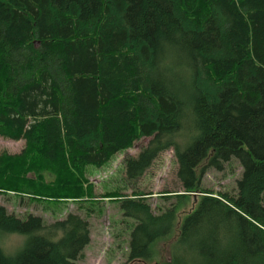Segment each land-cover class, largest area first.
Masks as SVG:
<instances>
[{"label":"trees","instance_id":"obj_1","mask_svg":"<svg viewBox=\"0 0 264 264\" xmlns=\"http://www.w3.org/2000/svg\"><path fill=\"white\" fill-rule=\"evenodd\" d=\"M0 138L25 142L0 155V195L33 203L91 202L88 169L150 139L126 178L172 150L181 189L159 212L150 193L106 197L127 262L264 264V0H0ZM233 158L236 193L202 189ZM91 232L0 204V264H79Z\"/></svg>","mask_w":264,"mask_h":264},{"label":"rangeland","instance_id":"obj_2","mask_svg":"<svg viewBox=\"0 0 264 264\" xmlns=\"http://www.w3.org/2000/svg\"><path fill=\"white\" fill-rule=\"evenodd\" d=\"M150 139L140 140L132 149L115 156L105 167L96 169L90 167L87 171L89 182L94 186L95 197L90 201L73 202V200L48 201V203H33L21 201L15 196L0 195V204L10 213L19 217L28 214L40 216L47 223L64 220L69 214H77L87 219L91 228V242L85 249V258L79 264H129L128 243L129 231L127 220L121 210V203L116 199L106 198L115 193L132 195L133 192L152 194L147 199L155 212L167 209L176 200L165 201L164 192H174L181 189L177 179V163L172 150L162 153L146 174L136 180L126 178L125 161L137 157L140 150ZM25 146L24 141H12L0 138V155L7 152L11 155L20 154ZM242 168L233 159L226 165L224 171L209 170L202 180V189L219 193H236V181L240 178ZM200 195V194H199ZM51 203V204H49ZM57 203V204H54ZM183 210H187V207ZM21 235H9L2 242L7 253H12L24 242ZM5 242V244H4ZM169 245L156 246V252L161 251L166 258Z\"/></svg>","mask_w":264,"mask_h":264},{"label":"bare ground","instance_id":"obj_3","mask_svg":"<svg viewBox=\"0 0 264 264\" xmlns=\"http://www.w3.org/2000/svg\"><path fill=\"white\" fill-rule=\"evenodd\" d=\"M140 152H141V150H140ZM140 152H139V153H140ZM138 156H139V154H138ZM138 156H137V157H138ZM137 157H133V158H137ZM233 159H234V158H233ZM233 159H232V160H233ZM232 160H231V161H232ZM231 161H230V162H231ZM230 162H228V163H230ZM210 170H214V169H210ZM208 171H209V170H208ZM223 171H224V170H223ZM218 172H222V171H218Z\"/></svg>","mask_w":264,"mask_h":264}]
</instances>
